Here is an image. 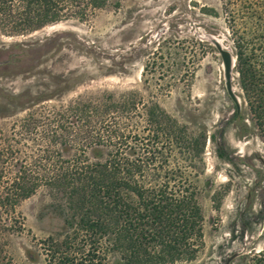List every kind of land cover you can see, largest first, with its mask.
<instances>
[{
    "label": "trees",
    "instance_id": "16d2710c",
    "mask_svg": "<svg viewBox=\"0 0 264 264\" xmlns=\"http://www.w3.org/2000/svg\"><path fill=\"white\" fill-rule=\"evenodd\" d=\"M112 3L0 0V33L21 36L87 21ZM224 13L244 106L264 140V0H224ZM19 128L13 137L4 133L0 145V264H14L5 236L24 229L17 206L40 190L67 228L43 240L47 264H110L116 256L121 264L197 258L204 243L195 182L204 164L203 137L158 103L146 104L138 91H103L47 114L32 112ZM262 238L251 264H264V233Z\"/></svg>",
    "mask_w": 264,
    "mask_h": 264
},
{
    "label": "rangeland",
    "instance_id": "374dc122",
    "mask_svg": "<svg viewBox=\"0 0 264 264\" xmlns=\"http://www.w3.org/2000/svg\"><path fill=\"white\" fill-rule=\"evenodd\" d=\"M225 18L224 0H113L87 21L0 33V145L32 112L103 91H138L203 137L195 182L204 243L195 260L177 264H251L263 247L264 140L235 68L226 76L220 49L234 56V48ZM52 204L40 190L17 206L24 229L5 236L14 264H47L43 240L67 231Z\"/></svg>",
    "mask_w": 264,
    "mask_h": 264
},
{
    "label": "water",
    "instance_id": "95a60500",
    "mask_svg": "<svg viewBox=\"0 0 264 264\" xmlns=\"http://www.w3.org/2000/svg\"><path fill=\"white\" fill-rule=\"evenodd\" d=\"M223 56L227 79L230 80L232 71L236 66V58L227 50L220 49Z\"/></svg>",
    "mask_w": 264,
    "mask_h": 264
}]
</instances>
